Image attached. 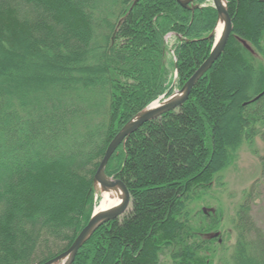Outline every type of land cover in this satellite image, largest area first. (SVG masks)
<instances>
[{"label": "trees", "instance_id": "16d2710c", "mask_svg": "<svg viewBox=\"0 0 264 264\" xmlns=\"http://www.w3.org/2000/svg\"><path fill=\"white\" fill-rule=\"evenodd\" d=\"M185 1L0 0V264L67 251L101 199L95 175L109 144L208 59L218 10ZM226 1L223 53L177 109L119 145L106 174L126 184L129 207L73 264H215L225 248L222 214L198 206L243 145L264 140V0ZM233 222L230 263L264 264L248 200Z\"/></svg>", "mask_w": 264, "mask_h": 264}, {"label": "water", "instance_id": "95a60500", "mask_svg": "<svg viewBox=\"0 0 264 264\" xmlns=\"http://www.w3.org/2000/svg\"><path fill=\"white\" fill-rule=\"evenodd\" d=\"M181 1V0H180ZM192 0L182 2L185 7L189 6V3ZM214 6L218 10L219 19L213 33L214 36V45L211 50V54L208 59L201 65V67L194 73L191 79L187 82L185 87L179 92L182 93L180 97H175V94L166 97V95L152 102L146 109L141 111L136 115L124 128L116 135V137L109 144L106 153L100 163V166L95 175L96 184L102 185V187L110 194L108 200H105V197H101L98 205L95 207L92 217L88 225L81 231L74 244L65 252L59 256L49 260L44 264H56L61 262V264H73L76 254L78 253L81 246L92 236V234L104 223L118 218L125 213L128 209L131 196L126 184L121 179H115L106 174V167L113 156V154L118 149L119 145L122 144L129 135L134 131L139 129L145 123L158 118L162 114L168 111L177 109L189 96L192 87L198 81V79L212 67V65L218 60V58L223 53L225 46L229 40V37L233 31V23L228 12L227 1L226 6L224 7L220 0H212ZM221 20L225 21V31L221 38L218 37V28L221 23ZM156 102L158 105L153 106ZM120 186L125 193V197L122 203L114 207H109L110 200L114 199L116 195V187ZM114 208V209H113ZM99 209V210H98ZM67 260V261H66Z\"/></svg>", "mask_w": 264, "mask_h": 264}, {"label": "rangeland", "instance_id": "374dc122", "mask_svg": "<svg viewBox=\"0 0 264 264\" xmlns=\"http://www.w3.org/2000/svg\"><path fill=\"white\" fill-rule=\"evenodd\" d=\"M175 42L176 35L169 34L167 36L169 57L172 56L171 49ZM254 148L252 145H243L239 150L237 161L224 172L223 183L215 184L212 194L206 196L198 206V209H203L206 213L220 212L221 228L227 233L226 236L230 235L225 248L219 247L215 264H231L230 257L235 250L238 233L233 221L240 206L246 200L250 204L253 222L264 231V171L260 160V155L264 154V140L257 137ZM97 189L98 197L100 196L98 184Z\"/></svg>", "mask_w": 264, "mask_h": 264}, {"label": "bare ground", "instance_id": "6f19581e", "mask_svg": "<svg viewBox=\"0 0 264 264\" xmlns=\"http://www.w3.org/2000/svg\"><path fill=\"white\" fill-rule=\"evenodd\" d=\"M220 1H221L222 5L225 7L226 6V0H220ZM224 31H225V21L221 20V23H220L219 28H218V37L217 38H221ZM181 95H182V93L178 91V92H176L175 97L177 98V97H180ZM158 104L159 103L156 102L153 106L155 107V105H158ZM98 186L100 188V191H99L100 194L99 195L101 197L104 196L105 200H108L109 199L108 196L110 194H108V192H106V190L102 187V185L98 184ZM115 189H116V191H115L116 195L114 196V199L110 200V204H109V207H114V208L119 206L125 197V193L119 185Z\"/></svg>", "mask_w": 264, "mask_h": 264}, {"label": "crops", "instance_id": "0c3cea01", "mask_svg": "<svg viewBox=\"0 0 264 264\" xmlns=\"http://www.w3.org/2000/svg\"><path fill=\"white\" fill-rule=\"evenodd\" d=\"M174 34V33H173ZM174 35H176V34H174ZM176 38H177V35H176Z\"/></svg>", "mask_w": 264, "mask_h": 264}]
</instances>
